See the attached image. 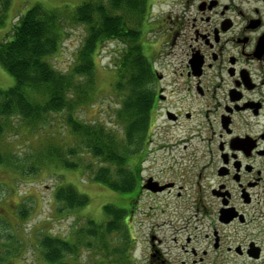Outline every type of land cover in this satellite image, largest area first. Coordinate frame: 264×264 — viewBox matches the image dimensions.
Instances as JSON below:
<instances>
[{"label":"flooded vegetation","instance_id":"flooded-vegetation-1","mask_svg":"<svg viewBox=\"0 0 264 264\" xmlns=\"http://www.w3.org/2000/svg\"><path fill=\"white\" fill-rule=\"evenodd\" d=\"M155 2L141 37L148 154L172 167L141 169L140 195L164 207L136 263L264 264V0H173L154 17Z\"/></svg>","mask_w":264,"mask_h":264},{"label":"trees","instance_id":"trees-1","mask_svg":"<svg viewBox=\"0 0 264 264\" xmlns=\"http://www.w3.org/2000/svg\"><path fill=\"white\" fill-rule=\"evenodd\" d=\"M9 5L10 0H0V25ZM151 6V0H83L72 14V22L83 27L85 36L66 71L52 63L61 53L67 33L57 10L34 5L12 25L11 36L0 42V64L16 79L14 86L0 88V141L14 118L41 131L51 115L64 114L63 122L76 137L79 150L92 156L84 170L91 171L93 181L120 194H133L124 205H104L106 218L102 221L88 218L86 225L68 235L45 233L39 251L50 264H84L80 257L84 249L97 256L88 264H137L129 222L140 196L142 162L149 152L151 68L143 55L141 37ZM111 42L120 45L112 89L120 96L115 120L122 134L105 123L82 119L79 112L95 100L96 59ZM78 153L75 147L65 154L50 146L47 157L59 163L57 168L78 169L79 161L71 159ZM12 159L13 155L0 148V165L7 163L23 171ZM41 163L33 162L29 171L42 170ZM53 195L69 211L78 212L89 204V197L72 185L57 186ZM5 257L0 249V262Z\"/></svg>","mask_w":264,"mask_h":264},{"label":"rangeland","instance_id":"rangeland-1","mask_svg":"<svg viewBox=\"0 0 264 264\" xmlns=\"http://www.w3.org/2000/svg\"><path fill=\"white\" fill-rule=\"evenodd\" d=\"M173 0H156L153 7L154 17L166 14ZM83 0H10L9 9L3 25H0V42L11 31L12 25L34 5L40 4L45 8L57 10L65 23L66 31L61 53L52 59V63L60 70L66 71L74 62L76 50L79 48L85 30L72 22V14ZM154 39V34H150ZM118 44L108 43L96 59L95 79L97 93L92 105L80 109V117L90 122L105 123L108 127L121 131L116 125L115 113L120 103V96L112 89L114 82L115 55ZM16 84L15 77L7 72L0 64V88L8 89ZM64 114L51 115L49 122L41 125L43 129H35L26 122L14 118L6 129L0 141V148L8 155H13V161L19 162L23 171L13 165H0V249H4L5 260L0 264H50L43 258L39 246L40 239L45 233L68 235L73 230L86 225L84 221L93 218L102 221L106 218L104 205L113 203L124 205L125 199L133 194H120L93 181L92 173L84 167L91 163L92 156L86 151L79 150L76 137L70 134L63 122ZM50 146L60 148L66 154L70 147H75L79 153L71 159H76L81 168H57L58 162L47 157ZM151 150L153 145H148ZM134 157L131 158V161ZM168 156L158 158L155 166L154 157L148 154L143 166L142 176L148 179L157 171L172 167ZM41 163L42 170L35 173L29 171L33 162ZM18 167V166H17ZM174 170L180 171L182 165L174 164ZM161 175H159L160 177ZM168 177H170L168 175ZM66 181L60 183V181ZM59 181V182H58ZM72 185L80 193L89 197V204L78 212L63 208L54 199V188L59 185ZM163 196L152 199L147 192L142 193L137 201L129 222V231L133 237L132 251L135 256L148 260V235L153 219L151 206L159 203L157 213L161 215L164 202ZM124 200V201H123ZM171 200V198H170ZM173 202V201H172ZM163 204V205H162ZM81 217V218H80ZM163 218L161 217V221ZM80 257L84 264L93 263L97 257L89 249L81 250Z\"/></svg>","mask_w":264,"mask_h":264},{"label":"water","instance_id":"water-1","mask_svg":"<svg viewBox=\"0 0 264 264\" xmlns=\"http://www.w3.org/2000/svg\"><path fill=\"white\" fill-rule=\"evenodd\" d=\"M149 181H150V179H149ZM146 187H147V188H150V184H148Z\"/></svg>","mask_w":264,"mask_h":264}]
</instances>
